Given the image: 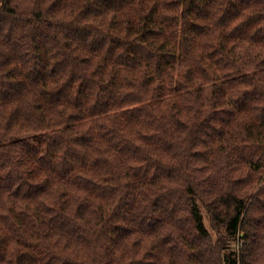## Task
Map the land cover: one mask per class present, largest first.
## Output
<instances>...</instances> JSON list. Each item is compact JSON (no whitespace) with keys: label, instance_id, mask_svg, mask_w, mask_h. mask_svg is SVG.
Returning a JSON list of instances; mask_svg holds the SVG:
<instances>
[{"label":"trees","instance_id":"16d2710c","mask_svg":"<svg viewBox=\"0 0 264 264\" xmlns=\"http://www.w3.org/2000/svg\"><path fill=\"white\" fill-rule=\"evenodd\" d=\"M0 264H264V0H0Z\"/></svg>","mask_w":264,"mask_h":264},{"label":"rangeland","instance_id":"374dc122","mask_svg":"<svg viewBox=\"0 0 264 264\" xmlns=\"http://www.w3.org/2000/svg\"><path fill=\"white\" fill-rule=\"evenodd\" d=\"M207 222H208V220H207Z\"/></svg>","mask_w":264,"mask_h":264}]
</instances>
